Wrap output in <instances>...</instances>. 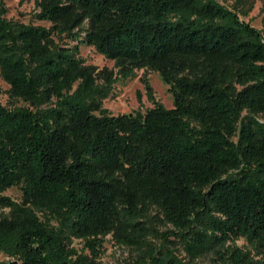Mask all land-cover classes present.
<instances>
[{"label":"trees","instance_id":"obj_1","mask_svg":"<svg viewBox=\"0 0 264 264\" xmlns=\"http://www.w3.org/2000/svg\"><path fill=\"white\" fill-rule=\"evenodd\" d=\"M36 3L49 27L0 7L1 75L9 98L26 102L0 101V253L100 264L108 234L143 245L142 217L156 208L189 252L213 251L211 264H264V28L219 0ZM75 29L114 67L56 40ZM142 67L170 85L173 106L145 80L153 107H104L117 79ZM15 185L21 200L5 193ZM148 256L185 264L168 251Z\"/></svg>","mask_w":264,"mask_h":264},{"label":"rangeland","instance_id":"obj_2","mask_svg":"<svg viewBox=\"0 0 264 264\" xmlns=\"http://www.w3.org/2000/svg\"><path fill=\"white\" fill-rule=\"evenodd\" d=\"M228 6L240 4L246 11L241 17L258 28H264V0H219ZM0 7L5 8L4 16L14 21L32 24H43L47 27L51 25L48 20H41L37 17L39 7L36 0H0ZM87 22L82 28L87 27ZM84 32L75 29L71 34L56 35V40L63 44L73 46L78 45L80 55L87 63H93L100 68L107 66L114 67V61L101 54L93 45H89L83 40ZM117 70V68H115ZM145 80H148L153 88L155 99L163 103L166 107L173 106V95L170 85L165 83L158 71L146 67L136 68L134 73L127 78H118L110 94L103 99V106L112 113H134L138 110L145 112L154 106V102L149 99ZM9 84L4 80L0 71V101L6 105H25L22 99L9 98L7 90ZM236 139V137H235ZM16 200H21V185H15L5 191ZM158 209L152 208L142 219L149 226V233L146 241L141 246H126L115 241L111 234L106 235L99 258L100 264H143L148 263V254L153 250L172 252L185 264H211L214 253L210 249L191 253L185 245V240L179 233H173L176 228L162 219ZM58 224V221H54ZM73 244L78 248L83 246V241L78 238L72 239ZM236 244L244 248L251 247L248 242L240 237L235 240ZM12 260L5 253H0V263Z\"/></svg>","mask_w":264,"mask_h":264},{"label":"water","instance_id":"obj_3","mask_svg":"<svg viewBox=\"0 0 264 264\" xmlns=\"http://www.w3.org/2000/svg\"><path fill=\"white\" fill-rule=\"evenodd\" d=\"M13 264H17V261H13Z\"/></svg>","mask_w":264,"mask_h":264}]
</instances>
